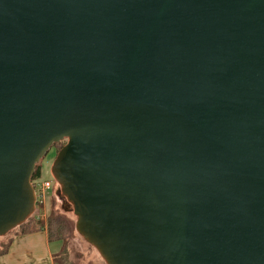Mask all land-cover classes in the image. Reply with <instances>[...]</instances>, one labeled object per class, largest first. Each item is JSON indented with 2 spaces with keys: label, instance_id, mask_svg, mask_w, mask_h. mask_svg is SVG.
Masks as SVG:
<instances>
[{
  "label": "water",
  "instance_id": "water-1",
  "mask_svg": "<svg viewBox=\"0 0 264 264\" xmlns=\"http://www.w3.org/2000/svg\"><path fill=\"white\" fill-rule=\"evenodd\" d=\"M63 141L106 264H264V0H0V237Z\"/></svg>",
  "mask_w": 264,
  "mask_h": 264
},
{
  "label": "rangeland",
  "instance_id": "rangeland-1",
  "mask_svg": "<svg viewBox=\"0 0 264 264\" xmlns=\"http://www.w3.org/2000/svg\"><path fill=\"white\" fill-rule=\"evenodd\" d=\"M65 144L66 141H63L57 145L61 147ZM56 158L57 153L52 148L41 161L40 179L42 182L51 181L53 187L47 195L46 204L36 206V211L23 224L26 228H31V224H36L38 230L48 232L50 242L47 250L55 257V264H106L97 250L76 230L77 218L74 215L73 206L62 195L61 187L52 175V167ZM58 190L60 192L57 195ZM21 232L22 229L19 226L0 237V250L11 240L21 236Z\"/></svg>",
  "mask_w": 264,
  "mask_h": 264
},
{
  "label": "crops",
  "instance_id": "crops-1",
  "mask_svg": "<svg viewBox=\"0 0 264 264\" xmlns=\"http://www.w3.org/2000/svg\"><path fill=\"white\" fill-rule=\"evenodd\" d=\"M49 242L50 238L47 231L41 232V230H38L18 236L13 239L8 253L0 257V263L55 264L52 253H48L47 250Z\"/></svg>",
  "mask_w": 264,
  "mask_h": 264
},
{
  "label": "built area",
  "instance_id": "built-area-1",
  "mask_svg": "<svg viewBox=\"0 0 264 264\" xmlns=\"http://www.w3.org/2000/svg\"><path fill=\"white\" fill-rule=\"evenodd\" d=\"M34 190H35V196H36V204H35V210L36 206L38 205H45L47 201V195L49 194V191L52 189L53 184L51 181H44L42 182L41 179H37L35 181H32Z\"/></svg>",
  "mask_w": 264,
  "mask_h": 264
},
{
  "label": "trees",
  "instance_id": "trees-1",
  "mask_svg": "<svg viewBox=\"0 0 264 264\" xmlns=\"http://www.w3.org/2000/svg\"><path fill=\"white\" fill-rule=\"evenodd\" d=\"M40 165V164H39ZM37 166V170H36V173L33 177V181L41 178V167L40 166ZM25 224H22L20 225L21 229H22V232H21V235H25L29 232H33V231H38V228H37V225L36 224H31V228H26V226H24ZM13 240H11L10 242H8L6 245H4V247L0 250V257L6 255L8 253V250L12 244ZM54 258V261H55V257L53 256Z\"/></svg>",
  "mask_w": 264,
  "mask_h": 264
},
{
  "label": "flooded vegetation",
  "instance_id": "flooded-vegetation-1",
  "mask_svg": "<svg viewBox=\"0 0 264 264\" xmlns=\"http://www.w3.org/2000/svg\"><path fill=\"white\" fill-rule=\"evenodd\" d=\"M63 146L60 147V145H55L53 147V149L56 151V153L58 154V152L60 151V149L62 148Z\"/></svg>",
  "mask_w": 264,
  "mask_h": 264
}]
</instances>
